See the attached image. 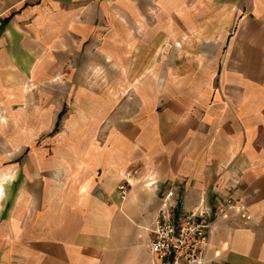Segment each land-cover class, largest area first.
Masks as SVG:
<instances>
[{
  "label": "crops",
  "instance_id": "crops-1",
  "mask_svg": "<svg viewBox=\"0 0 264 264\" xmlns=\"http://www.w3.org/2000/svg\"><path fill=\"white\" fill-rule=\"evenodd\" d=\"M61 111L50 155L0 159V264H172L168 183L250 215H213L203 264H264V0H0V131L33 133L2 151Z\"/></svg>",
  "mask_w": 264,
  "mask_h": 264
},
{
  "label": "built area",
  "instance_id": "built-area-1",
  "mask_svg": "<svg viewBox=\"0 0 264 264\" xmlns=\"http://www.w3.org/2000/svg\"><path fill=\"white\" fill-rule=\"evenodd\" d=\"M125 179L118 185V192L124 197L127 192ZM148 181L145 185H151ZM159 189L161 203L156 211L150 251L170 260L172 264H203L209 238L214 227V214L224 216L230 210H236L244 220L250 215L244 211L239 197L229 196L212 206L200 200L193 210H176L179 188L175 183Z\"/></svg>",
  "mask_w": 264,
  "mask_h": 264
},
{
  "label": "rangeland",
  "instance_id": "rangeland-1",
  "mask_svg": "<svg viewBox=\"0 0 264 264\" xmlns=\"http://www.w3.org/2000/svg\"><path fill=\"white\" fill-rule=\"evenodd\" d=\"M62 112L63 111H61L59 113L56 125L51 131L44 132V133H39L38 135H35V136H37L36 137V141L37 142H36L35 145L26 146V147L25 146H17V147L9 146L8 154L2 151V150H6V149H2L0 147V159H1V157H8L9 161H11L12 159H15L13 161H18L19 160L18 158L16 159V158H13V157H16V156L19 157V156H23V155H28L29 152L33 149V147H38L39 148V147H42V146H43V150L45 152L44 154L50 155V152H51L52 149H50L49 145H50L51 141H54L55 139H57L59 135L62 138L64 137V133L60 132L59 131L60 129H58L59 119L62 116ZM15 118L16 117L0 116V121H3V123H5L7 125V127L10 128L12 126V122H13L12 119H15ZM23 134L25 135V140H28V139L33 140L32 139L33 138L32 137L33 133H28V132H24V133L19 132L18 133V132H13L12 130L0 131V144L1 143L4 144L6 141H7V143L11 144L14 141L21 140ZM67 135H68V137H70L72 139L77 137V134L74 133V132H68ZM74 151H76V149H74ZM7 166L8 165H7L6 161H5V163H1L0 162V170L4 169ZM10 166H11V164H10ZM11 172H12L11 170H9V171L5 170L3 173H1V171H0V189H1L0 196H1V193H2V189L4 188V185H5L6 181H7V177L10 174H12Z\"/></svg>",
  "mask_w": 264,
  "mask_h": 264
}]
</instances>
